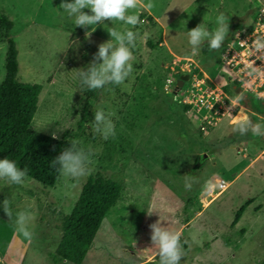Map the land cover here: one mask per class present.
<instances>
[{"label":"rangeland","instance_id":"1","mask_svg":"<svg viewBox=\"0 0 264 264\" xmlns=\"http://www.w3.org/2000/svg\"><path fill=\"white\" fill-rule=\"evenodd\" d=\"M152 2L151 9L129 10L143 13V23L132 29L140 34L133 49L132 74L122 85L99 89L87 119L77 128L83 105L77 70L92 61L100 43L111 39L109 28L123 31L131 26L105 20L94 26L95 31L89 26L80 32L59 9L61 0H0V10L14 21L17 77L43 86L31 128L52 136L67 129L70 138L95 152L91 174L79 181L61 174L53 187L28 176L23 185L0 180V205L7 198L13 219L20 210L34 217L33 238L28 241L15 231L0 206V264H74L54 261L48 253L55 251L63 218L82 185L97 172L120 182L122 191L80 264H159L149 228L157 221L181 234L185 253L181 264L264 262V138L233 132L237 117L264 122V100L258 102L252 93L236 91L237 83L222 60L224 43L210 52L205 41L193 55L187 38V30L202 23L205 15L209 30L220 13L228 18L229 32L236 25L235 31L251 26L264 0ZM87 12L91 14L90 9ZM86 31L92 32L90 38ZM5 52L0 28V82L5 75ZM184 74L187 79L176 88ZM195 78L208 90L205 98L213 96L210 106L214 103L213 116L218 117L204 129L190 105L182 104L191 99L182 89L193 86ZM96 108L114 114L116 135L108 140L93 130ZM186 174L198 180L191 190L184 187ZM208 182L215 187L205 193Z\"/></svg>","mask_w":264,"mask_h":264},{"label":"clouds","instance_id":"2","mask_svg":"<svg viewBox=\"0 0 264 264\" xmlns=\"http://www.w3.org/2000/svg\"><path fill=\"white\" fill-rule=\"evenodd\" d=\"M140 7L151 9L154 4L152 0H148L146 4L143 3V0H61L59 9H62L76 26L85 29L92 26V31H95L94 26L103 24L105 20L120 21L131 26V28H125L123 31H119L115 27L109 28L108 32L111 39L98 45V51L86 68L77 70L82 92L102 89L108 84L122 85L132 74L134 70L133 49L136 48V41L140 36L139 32L132 29L142 24L143 21H141L138 13L133 11L130 14L129 10H137ZM85 9H90L91 14L84 11ZM85 35L86 38H90L92 32L86 31ZM144 35L146 37L147 33ZM228 35L229 22L224 13H220L216 17L215 27L212 30L207 27V15H205L202 23L191 30H187L188 43L193 55L197 54L205 41H207L210 52L219 50ZM252 47L258 53L264 52V36H257L252 42ZM260 97H264V93H260ZM93 115L92 127L96 134L104 140L116 135L115 124L111 118L113 113H106L103 108H96ZM233 125V132L240 136L251 134L252 137L264 138V122H254L249 117L243 116L234 119ZM56 138L58 137L54 133L53 139ZM94 154L95 152L91 147L85 150L80 146L79 140L71 139L70 147L64 148L51 163L53 167L58 166L57 171L62 176L79 181L91 174L90 165L93 162ZM27 175L28 170L19 168L14 160L0 159V180H5L13 185H23ZM197 182L196 177L184 175L186 190H191ZM214 187L211 182H208L203 191L205 193L211 192ZM10 203V200L6 198L0 206L12 221L15 231L22 234L26 240L31 241L33 233L30 230V224L34 219L32 213L27 210H20L15 213L13 219ZM149 228L153 247L158 250L159 264H181L185 254L181 243V234L170 230L161 221L152 223ZM195 239L196 237L193 235L192 240L195 241ZM184 243H188V241L185 240ZM115 254L120 256L121 252L117 250Z\"/></svg>","mask_w":264,"mask_h":264},{"label":"trees","instance_id":"3","mask_svg":"<svg viewBox=\"0 0 264 264\" xmlns=\"http://www.w3.org/2000/svg\"><path fill=\"white\" fill-rule=\"evenodd\" d=\"M84 11L87 12V9ZM139 16L142 17L143 13ZM13 27L14 21L0 10V28L4 30L6 41L5 75L0 82V159L14 160L19 168L28 170V177L44 186L53 187L60 173L57 171L58 166L53 167L51 161L60 155L64 148L70 147L72 138L67 129L57 136L58 138L53 139L52 135L31 128L30 123L43 86L41 83L22 82L18 79L19 50L11 33ZM236 27L237 25L229 32L224 46ZM77 28L80 32L85 29L79 26ZM83 57L86 55L83 54ZM83 64L85 68L89 65L86 62ZM98 90L81 91L83 105L77 128L87 119L89 105L97 97ZM175 104L179 107L178 102L175 101ZM179 108L186 112V108ZM121 191L120 182L105 178L101 172L88 177L70 213L63 218L61 237L55 251L48 253V256L57 262L68 260L80 264L91 248L104 216L117 203Z\"/></svg>","mask_w":264,"mask_h":264},{"label":"built area","instance_id":"4","mask_svg":"<svg viewBox=\"0 0 264 264\" xmlns=\"http://www.w3.org/2000/svg\"><path fill=\"white\" fill-rule=\"evenodd\" d=\"M249 25L251 26H242L234 32L225 46L222 60L231 72L233 81L237 83L234 86L237 87L236 91L237 89L243 90L252 93L258 99L264 100V97H260V93H264V52L258 53L252 47V42L257 36H264L263 3H260V9ZM191 84L193 86L191 85L190 88L182 89L188 97L191 95V99L188 98L187 103L182 102L181 99H178V102H182L183 105H190L192 111L199 116L201 123L204 124L201 125V128L204 129L206 125H213L218 119V117L213 116L215 114L214 103L210 106V99H213V96L210 93L205 98L208 90L203 89L206 87L201 85L199 78H195V81ZM221 108L222 106L219 107V110ZM224 183L223 180L220 181V186L223 187Z\"/></svg>","mask_w":264,"mask_h":264},{"label":"water","instance_id":"5","mask_svg":"<svg viewBox=\"0 0 264 264\" xmlns=\"http://www.w3.org/2000/svg\"><path fill=\"white\" fill-rule=\"evenodd\" d=\"M187 77H188V76H187L186 74L181 75V76L179 77L177 83H176V88L180 87V86L183 84L184 80L187 79ZM237 90L239 91V89H237Z\"/></svg>","mask_w":264,"mask_h":264},{"label":"crops","instance_id":"6","mask_svg":"<svg viewBox=\"0 0 264 264\" xmlns=\"http://www.w3.org/2000/svg\"><path fill=\"white\" fill-rule=\"evenodd\" d=\"M151 12V11H150ZM63 261H66V260H63Z\"/></svg>","mask_w":264,"mask_h":264}]
</instances>
